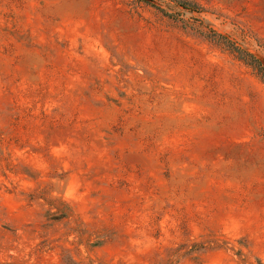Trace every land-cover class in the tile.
Masks as SVG:
<instances>
[{"label":"rangeland","instance_id":"obj_1","mask_svg":"<svg viewBox=\"0 0 264 264\" xmlns=\"http://www.w3.org/2000/svg\"><path fill=\"white\" fill-rule=\"evenodd\" d=\"M0 264H264V0H0Z\"/></svg>","mask_w":264,"mask_h":264}]
</instances>
